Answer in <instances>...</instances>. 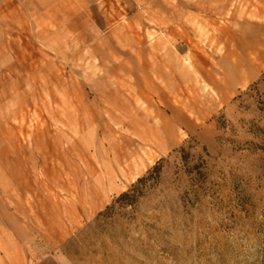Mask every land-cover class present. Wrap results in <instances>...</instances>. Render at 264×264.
<instances>
[{
	"label": "rangeland",
	"instance_id": "374dc122",
	"mask_svg": "<svg viewBox=\"0 0 264 264\" xmlns=\"http://www.w3.org/2000/svg\"><path fill=\"white\" fill-rule=\"evenodd\" d=\"M77 3L0 16V264H264V68L212 0Z\"/></svg>",
	"mask_w": 264,
	"mask_h": 264
},
{
	"label": "bare ground",
	"instance_id": "6f19581e",
	"mask_svg": "<svg viewBox=\"0 0 264 264\" xmlns=\"http://www.w3.org/2000/svg\"><path fill=\"white\" fill-rule=\"evenodd\" d=\"M216 3L214 10L217 17L226 22L223 27L216 29L217 37L227 36L233 42L239 38L240 44L236 49L230 50L227 58L232 62L233 68L242 77L250 78L257 70L264 68V0H212ZM243 3L247 7V17H240L236 13H229L231 6L236 9ZM226 15L229 17L227 18ZM262 19V23L253 20ZM217 20V18H216ZM216 21H213V23ZM239 26V30L235 27ZM157 138V137H156Z\"/></svg>",
	"mask_w": 264,
	"mask_h": 264
},
{
	"label": "crops",
	"instance_id": "0c3cea01",
	"mask_svg": "<svg viewBox=\"0 0 264 264\" xmlns=\"http://www.w3.org/2000/svg\"><path fill=\"white\" fill-rule=\"evenodd\" d=\"M38 1V0H37ZM76 0H40L39 4L35 3L33 0H0V16L4 15L8 20H12L13 16L19 13L32 12L33 9L43 8L41 11H36L43 15L42 19H46L48 14H52L56 17L57 14H68L73 15L76 11L75 4ZM40 6V7H39ZM19 8H24L25 11ZM2 21L0 18V28L2 29ZM43 23V22H42Z\"/></svg>",
	"mask_w": 264,
	"mask_h": 264
},
{
	"label": "trees",
	"instance_id": "16d2710c",
	"mask_svg": "<svg viewBox=\"0 0 264 264\" xmlns=\"http://www.w3.org/2000/svg\"><path fill=\"white\" fill-rule=\"evenodd\" d=\"M160 174H161V168L158 166V167H155L152 171L149 172V175L148 177H145V178H142L138 181L139 184H143V183H146L148 181H152V180H156L158 181L159 178H160ZM128 195L125 194L124 197H127Z\"/></svg>",
	"mask_w": 264,
	"mask_h": 264
}]
</instances>
